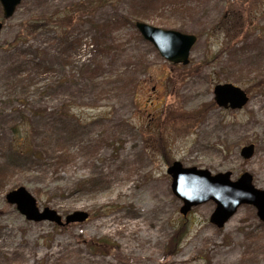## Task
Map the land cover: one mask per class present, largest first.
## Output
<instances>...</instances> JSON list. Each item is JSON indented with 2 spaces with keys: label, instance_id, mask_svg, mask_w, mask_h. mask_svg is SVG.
<instances>
[{
  "label": "rangeland",
  "instance_id": "obj_1",
  "mask_svg": "<svg viewBox=\"0 0 264 264\" xmlns=\"http://www.w3.org/2000/svg\"><path fill=\"white\" fill-rule=\"evenodd\" d=\"M138 22L196 36L190 63ZM0 23V264H264L254 206L221 228L213 201L184 216L167 172L248 173L264 190V0H23L9 19L0 4ZM226 83L243 109L216 103ZM19 187L64 223L89 218L28 221L7 201Z\"/></svg>",
  "mask_w": 264,
  "mask_h": 264
},
{
  "label": "water",
  "instance_id": "obj_2",
  "mask_svg": "<svg viewBox=\"0 0 264 264\" xmlns=\"http://www.w3.org/2000/svg\"><path fill=\"white\" fill-rule=\"evenodd\" d=\"M23 0H0L4 18H11L17 7ZM136 27L144 39L154 45L160 55L167 61L184 66L190 63V55L197 37L177 31L163 30L146 23L138 22ZM3 24L0 23V32ZM215 101L220 107L243 109L249 98L239 87L233 84H221L215 88ZM254 145L244 147L242 156L246 159L253 157ZM168 174L172 177V192L184 202L181 213L187 216L195 206L208 201L217 204V208L211 217V223L219 228L233 217L239 207L248 204L257 209V215L264 222V190L256 188L253 177L245 173L237 181L230 179L231 173L211 175L207 170L195 167L185 168L176 161L168 168ZM9 204L17 205V210L28 221H50L58 226H67L85 222L89 218L87 212L79 211L66 217L65 223L62 217L53 209H40L33 195L25 188L19 187L7 194Z\"/></svg>",
  "mask_w": 264,
  "mask_h": 264
},
{
  "label": "trees",
  "instance_id": "obj_3",
  "mask_svg": "<svg viewBox=\"0 0 264 264\" xmlns=\"http://www.w3.org/2000/svg\"><path fill=\"white\" fill-rule=\"evenodd\" d=\"M182 6V7H181ZM144 7H146V4L144 3ZM179 7L180 8H183V7H185V8H187V6L186 5H179L178 3L176 4V6L175 7H173V9H179ZM66 12H68V11H66ZM138 18V16L135 18V19H137ZM53 18H49V16H44L43 18H40V20H36V21H34V27H33V30H32V33L34 34V33H36V32H38L40 29L39 28H41V26L43 25V26H45V27H49V26H51V20H52ZM71 19V18H70ZM134 21L135 20H133V19H131L130 18V22H132V24H133V26L135 27V23H134ZM42 24V25H41ZM131 24V23H130ZM32 33H31V35H32ZM21 38L20 37H18L17 38V42H15L16 44L17 43H19ZM98 70H100L99 69V65H97V64H94L93 65V72H96V71H98ZM93 74H95V73H93ZM93 78H95V75H93L92 76ZM122 78H118V80H121ZM124 80V79H123ZM57 113H58V115H59V117H60V119L61 120H63V121H67V123L69 124V122L68 121H70L71 120V117H70V115H67L66 113V110L65 109H59L58 111H57ZM62 114V115H61ZM61 115V116H60ZM56 124H58L57 122H55ZM65 143V142H64ZM60 145V144H59ZM58 145V146H59ZM28 147H30V146H28ZM30 150H31V148H27V150H26V152H30ZM32 155H35V156H37L36 154H32ZM67 159V158H66ZM106 244V243H105ZM109 246H110V244H108ZM108 245H104V248L105 249H107L106 247H109Z\"/></svg>",
  "mask_w": 264,
  "mask_h": 264
},
{
  "label": "flooded vegetation",
  "instance_id": "obj_4",
  "mask_svg": "<svg viewBox=\"0 0 264 264\" xmlns=\"http://www.w3.org/2000/svg\"><path fill=\"white\" fill-rule=\"evenodd\" d=\"M226 84H227V83H226ZM220 85H221V84H220ZM227 109H232V108L229 107V108H227ZM232 110H233V109H232Z\"/></svg>",
  "mask_w": 264,
  "mask_h": 264
}]
</instances>
